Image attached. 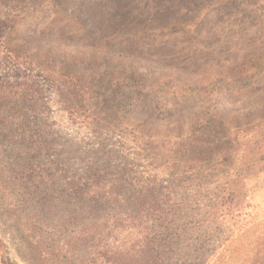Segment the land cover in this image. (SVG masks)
<instances>
[{
    "label": "rangeland",
    "instance_id": "obj_1",
    "mask_svg": "<svg viewBox=\"0 0 264 264\" xmlns=\"http://www.w3.org/2000/svg\"><path fill=\"white\" fill-rule=\"evenodd\" d=\"M136 257L264 264V0H0V264Z\"/></svg>",
    "mask_w": 264,
    "mask_h": 264
},
{
    "label": "trees",
    "instance_id": "obj_2",
    "mask_svg": "<svg viewBox=\"0 0 264 264\" xmlns=\"http://www.w3.org/2000/svg\"><path fill=\"white\" fill-rule=\"evenodd\" d=\"M151 16H154V15H151ZM153 19V17L151 18V20ZM115 186V184H114ZM113 188V186H112ZM109 194H111V191H109ZM105 196L104 194H99L98 197H97V200H102L104 199ZM93 200H96V197L93 198ZM156 202V200H154ZM118 264H171L170 262H167L163 259H160V258H151V259H146V258H140V257H136V258H133L132 260H119L118 261Z\"/></svg>",
    "mask_w": 264,
    "mask_h": 264
}]
</instances>
